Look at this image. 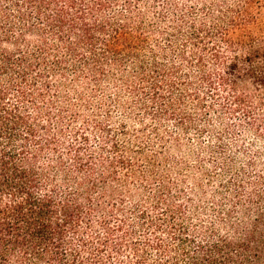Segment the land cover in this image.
Returning a JSON list of instances; mask_svg holds the SVG:
<instances>
[{"label": "trees", "instance_id": "1", "mask_svg": "<svg viewBox=\"0 0 264 264\" xmlns=\"http://www.w3.org/2000/svg\"><path fill=\"white\" fill-rule=\"evenodd\" d=\"M0 264H264V0H0Z\"/></svg>", "mask_w": 264, "mask_h": 264}, {"label": "rangeland", "instance_id": "2", "mask_svg": "<svg viewBox=\"0 0 264 264\" xmlns=\"http://www.w3.org/2000/svg\"><path fill=\"white\" fill-rule=\"evenodd\" d=\"M171 59H174V55H171ZM123 99L122 100H125L126 101V97H122ZM130 100V99H129ZM72 99L71 98H68V102H71ZM209 102V101H208ZM212 103H215V101H211ZM98 102H96V98L95 100L93 101V105L92 107H90L89 109H86L84 107L82 108H78V107H74L73 109H77L80 116L83 117H87L88 115L90 116V113L93 112H96V114H103V111L102 110H99V111H96V108L99 106V104H97ZM70 104H76V102H71ZM188 107L191 108V102L190 100H188V103H187ZM209 104V103H208ZM73 107V106H72ZM112 110V115L114 117H119V113L120 111H118L117 109H111ZM203 113H206V117L207 120H201V118H198V124H210L211 128H210V131H211V135L214 136H217V134L223 132L222 133V138L227 141L228 145H229V149H232L233 151H237L238 149H234V145L235 144H232V142L236 141V140H244L245 142L247 141H250V140H253L254 138V132H246L244 131L245 130V127H238V126H235L234 122L233 121H230L226 115L224 114H221L220 113V110H217L216 107L212 108L209 110V113L206 112V111H203ZM99 117L102 119V115H99ZM85 120H82L81 119H78V120H74V127L75 128H86L87 130L85 131L87 134H88V139H89V145H92V149L94 148V146H97L98 144V141H96L97 138H99V141H100V135L97 133V132H94V131H90L88 130V126H90L91 124L89 123L88 125H86L87 123L84 122ZM169 121V120H168ZM83 124V125H82ZM230 125L231 128L230 129H226V125ZM169 125V128L171 127H174L173 126V123L170 121L168 123ZM234 126V127H233ZM50 129L51 128H55V126H49ZM64 130V128H63ZM91 132V133H90ZM183 134L182 136L184 137V139L186 138V142H187V145H190L191 143V140H193L195 137L194 136H188V135H185ZM69 136H72V133L70 132L69 129H65L64 130V135H62L61 139L62 141H69L70 137ZM214 138L210 137V134H207V133H204L202 134L200 137H198V142L200 144H204V143H212V144H215L214 143ZM189 149H185V152H187ZM198 152V149H196V146L195 148H191L186 154H188L186 156V160L188 161V163L192 164L195 160V158H193V156L195 157V153ZM175 155H176V152H173ZM52 154V153H51ZM201 161H203L205 163V166L206 168H210V164H209V159H208V156H201ZM239 163V161H237ZM244 161L240 162V163H243Z\"/></svg>", "mask_w": 264, "mask_h": 264}]
</instances>
